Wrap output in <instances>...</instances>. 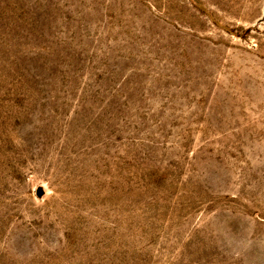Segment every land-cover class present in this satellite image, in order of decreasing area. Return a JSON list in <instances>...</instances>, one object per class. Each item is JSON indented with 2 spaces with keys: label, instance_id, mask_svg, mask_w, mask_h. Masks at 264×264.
I'll return each instance as SVG.
<instances>
[{
  "label": "rangeland",
  "instance_id": "1",
  "mask_svg": "<svg viewBox=\"0 0 264 264\" xmlns=\"http://www.w3.org/2000/svg\"><path fill=\"white\" fill-rule=\"evenodd\" d=\"M0 264H264V0H0Z\"/></svg>",
  "mask_w": 264,
  "mask_h": 264
}]
</instances>
